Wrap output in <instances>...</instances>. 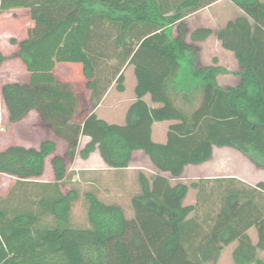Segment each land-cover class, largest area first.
<instances>
[{"label": "trees", "instance_id": "16d2710c", "mask_svg": "<svg viewBox=\"0 0 264 264\" xmlns=\"http://www.w3.org/2000/svg\"><path fill=\"white\" fill-rule=\"evenodd\" d=\"M230 2L242 16L215 36L234 55L239 83L222 87L216 77L228 71L215 60L200 66L193 45L212 31H193L191 43L184 38L182 20L203 8V0H0V14L36 11L38 22L46 25L42 37L18 43L17 57L26 67L37 66L40 50L54 54L59 48L55 37L71 29L74 41L69 37V44L60 47L78 58L84 80L73 87L49 75L48 80L0 86L8 125L37 111L65 144L64 156L57 155L51 140L37 148L13 143L0 148V181L13 179L6 194H0V264H217L231 245L234 264H264L259 259L264 253L263 182L249 186L221 178L170 185L159 175L180 178L187 166L210 160L214 148L236 150L264 171V0ZM65 10L48 22L46 12ZM50 37L53 44L44 47L43 39ZM3 60L0 56V64ZM130 66L134 102L123 124L107 123L95 110L113 85L124 91V71ZM160 122H171L164 143L152 140V126ZM83 137L88 141L80 148ZM94 151L115 171L128 169L133 154L141 152L157 176L137 172L131 216L96 190L86 191V225L74 226L78 192L68 185L66 164ZM47 159L53 182L32 181L43 175ZM62 186L69 191L64 193ZM190 188L197 189L196 203L184 207L181 201ZM69 232L88 234L91 240L67 243ZM23 233L31 235L29 252L18 256L11 242Z\"/></svg>", "mask_w": 264, "mask_h": 264}, {"label": "rangeland", "instance_id": "374dc122", "mask_svg": "<svg viewBox=\"0 0 264 264\" xmlns=\"http://www.w3.org/2000/svg\"><path fill=\"white\" fill-rule=\"evenodd\" d=\"M64 13H49L46 12V16L49 21L55 20L61 17ZM79 14V13H78ZM37 12L25 9L12 10L9 12H3L0 14V56L4 59L0 64V86L6 82H19V83H28L34 82L35 80L43 79L48 80L51 77L49 75L56 76V78L61 81L70 83L73 87H81L83 85V78L80 73V64L77 57H71L67 48H61L63 45L66 47L69 44V37H72L74 41L73 33L71 29H62L60 30L59 40H56L54 43L58 45V49L54 51V54L50 52L42 53L39 51V60L37 66L34 68L26 67L17 57L18 52V43L25 39H32L35 37H42L46 33V25H42L38 22L36 18ZM174 34L177 33L174 31ZM47 37V36H46ZM45 37V38H46ZM43 39L44 47H48L53 44L50 41L53 37L49 39ZM42 43V44H43ZM52 55V57H51ZM212 62H199L200 66L204 64H212ZM217 64V63H216ZM208 66V65H207ZM235 70L234 68H230ZM33 75V77H32ZM135 76L133 72V67H127L124 71V87L125 92L119 93L115 89V85L111 87V97H123L125 103L122 104L125 107L131 100L134 98V87H135ZM81 90V89H80ZM199 100L193 104L194 106L187 108L188 111H191L193 107H196L199 104ZM121 110V109H120ZM118 107L114 105V109H110L107 106H103L97 111V116L100 119H105V114L118 113ZM113 115V114H111ZM8 118L4 111L2 100L0 97V148L8 144H24L20 139H11L12 125H8ZM24 124L19 123L16 125L17 128L21 129ZM164 127V126H162ZM162 129V128H161ZM160 129L158 130V132ZM85 139L82 138L81 145ZM62 153L61 145H58L57 154ZM133 169L129 172H125V189L124 190H115L107 186L106 181L108 178L107 174L99 172L95 175V180L97 183V188L94 189L97 191L98 196L106 202H116L120 204L127 212L128 216H131L130 212V199L132 195L138 190V184L136 179V168L142 166L143 172L145 175L150 176L151 170L153 169L148 158L141 153H137L136 157H133ZM206 163V164H205ZM203 166L197 168H189L183 174V180L181 183H193L192 181L195 176H233L244 181V183L255 185L258 182L264 183V171L257 169L251 162L248 161L242 154L233 149H215L213 150L210 160L205 162ZM82 160L77 158L75 162L72 163V188L78 192V199L73 204L71 221L74 226H85V203L83 200V195L86 191L92 190L88 185L84 183L82 178L84 174H77L74 169H80ZM68 170V169H67ZM199 177V178H200ZM43 179L45 181H52L53 174L50 170V166H46V171L44 173ZM79 181V182H78ZM178 181L171 180L169 181L170 185L177 184ZM180 183V182H179ZM13 182L9 181L7 177H2L0 181V194L5 195L9 190L8 187H12ZM107 186V187H106ZM62 191L64 193L69 191V187L62 186ZM194 192L186 194L185 198L181 201L183 206L191 201L194 198ZM185 200V201H184ZM186 207V206H184ZM251 233L254 234L255 241V232L251 230ZM31 235L23 233L18 235L12 242L11 246L18 256H25L29 252V246L31 242ZM49 236L46 237L47 240ZM91 240V236L88 234H79L74 232H69L64 235V241L67 243H86ZM234 245H231L224 249L221 254V257L217 264H234L231 257V252ZM9 250V249H8ZM259 259H264V253H259Z\"/></svg>", "mask_w": 264, "mask_h": 264}, {"label": "crops", "instance_id": "0c3cea01", "mask_svg": "<svg viewBox=\"0 0 264 264\" xmlns=\"http://www.w3.org/2000/svg\"><path fill=\"white\" fill-rule=\"evenodd\" d=\"M162 1L164 2V4L165 3L170 4L172 2V0H162ZM203 1H204V5H205L203 8H201L198 11L188 15L187 17H185L182 20V22L184 24L185 41H186V43H191L190 39H189L190 34L197 29H209L210 31H212V35L209 36L208 38H206L205 40L193 43V45H195L198 49V60L200 63L201 62H205V63L209 62L210 63V62L215 60L218 66H220L223 69H225L226 71H228V73L221 74V75H218L216 77L217 83L222 87L235 86L239 83L238 73L240 72V69L238 67V64H237L235 58H234V55L231 52L224 50L221 47V43L216 39L215 32L224 28V26L229 21H233V20L241 17L242 12L237 7H235L230 2V0H203ZM174 31L177 33L176 27L173 29V35L175 36ZM207 65H209V64H204V66H207ZM230 68H234L235 70H231ZM71 89H72V87H71ZM124 92H125V87H124V91L119 92V93H124ZM144 101L148 105H151L149 96H146L144 98ZM133 102H134V98L131 100L130 103H128L125 107H123L122 104L125 103V100L123 99V97H111V90H108L106 92V94L103 96L99 106L96 108L95 113L97 115V111L100 108H102L104 105L109 107L110 109H114V105H115L118 107L119 111H122V112L111 113L113 115L105 114L104 115L105 119H103V120L106 121L107 123H110V124L121 125L124 122V116H125V112H126L127 108ZM19 123L24 124L23 127H21V129L16 127V125ZM19 123L12 125V132H11V136H10L11 139H15V140L20 139L24 143V144H17V145L23 146L25 148H28V147L37 148L42 141L51 140V141L55 142L57 149H58V145H61L62 153L57 154V155L64 156V152H65L64 142L62 140H60L59 138H57L53 134L49 124L46 123L42 119V117L40 116V114L37 111H30ZM170 124H171V122L155 123L152 126V140L154 142H157V143H164L166 140V132H167L168 126ZM162 126H164V127H162ZM159 129H160V131L158 132ZM83 139H85V141L81 145V142H82V138H81L80 148L83 147V145L88 141L87 138L83 137ZM215 149H231V148H214L213 150H215ZM137 153H141V152L134 153L133 157H136ZM78 157L79 156H77L73 160V162H75V160H77ZM79 159L82 160V164L80 166L81 167L80 169L79 168L74 169L76 172H78V173H76V175L77 174L79 175L81 173L84 174V178H82V180L92 190L97 188L95 175L98 174L99 172L108 175L106 184L111 189L124 190L125 189L124 174H125V172H129L131 170H134L133 169V161L130 164V167L126 170L115 171V170L109 169L104 164L102 159L100 158L98 151H94L86 159H81L80 157H79ZM73 162L71 161V162H68L66 164V174L68 175V179H69L68 185L69 186H72V163ZM205 164L203 163L200 165H189L184 169L183 174L189 168H197V167H201ZM47 165L50 166V170L52 171L49 159H47L46 163H45L44 173L46 171ZM138 171L145 175V173L143 172L142 166H139L138 168H136V178H137V172ZM150 172H151L150 176H147V175H145V176H147V177L157 176V172L154 168ZM44 173L40 178L33 179L32 181L39 182V183L53 182V180L52 181H45L43 179ZM52 174H53V171H52ZM183 174L180 178H177V179H171L165 173L159 174V175L162 178H164L165 180H168V181L176 180V181H178V183L179 182L181 183V180H183ZM3 177H7V176H3ZM195 177L196 178H194V180H196V181H192L193 183L194 182L196 183L200 180H213V179H221V178H223V179H235V180H238V181L244 183L243 180L236 178V177H233L231 175H229V176L228 175L227 176H202V177L195 176ZM7 178L9 179V181L13 182V179H11L10 177H7ZM233 184H235V183H233ZM244 184L249 185V186H254V185L247 184V183H244ZM9 188H11V187L9 186L8 189ZM137 192H138V190L133 195L137 194ZM190 192L195 193L193 201H191L187 204L183 203V206L193 207L195 205L196 196H197V189L190 188L188 190L187 194H189ZM133 195H132V197H133ZM249 235L253 240L254 234L251 233V230H249Z\"/></svg>", "mask_w": 264, "mask_h": 264}]
</instances>
